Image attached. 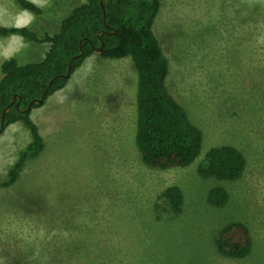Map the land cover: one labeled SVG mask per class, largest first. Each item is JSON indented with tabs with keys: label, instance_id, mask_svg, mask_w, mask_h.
Instances as JSON below:
<instances>
[{
	"label": "rangeland",
	"instance_id": "1",
	"mask_svg": "<svg viewBox=\"0 0 264 264\" xmlns=\"http://www.w3.org/2000/svg\"><path fill=\"white\" fill-rule=\"evenodd\" d=\"M158 1L153 30L169 62L167 87L202 133L200 154L186 167L146 165L135 144L137 69L130 57L95 52L67 92L32 110L44 150L0 188V264H264V0ZM51 8L33 30L59 31L63 17ZM28 43L22 65L47 51ZM16 125L0 133V180L31 139ZM226 146L243 155V175H200L207 152ZM173 186L179 211L163 197ZM220 187L222 207L209 200ZM234 223L252 242L240 259L216 245Z\"/></svg>",
	"mask_w": 264,
	"mask_h": 264
},
{
	"label": "trees",
	"instance_id": "2",
	"mask_svg": "<svg viewBox=\"0 0 264 264\" xmlns=\"http://www.w3.org/2000/svg\"><path fill=\"white\" fill-rule=\"evenodd\" d=\"M101 1L72 0L75 4L69 6V0H62L58 9L51 8V3L45 9H36L28 0H14L19 9L31 10L36 18L50 8L53 15L63 18L59 31L52 35L33 29H25L21 33L26 42L48 46L42 60L18 66L17 60L13 59L0 65V120L12 97L18 95L21 99L18 108L16 99L7 112L4 130L12 124L21 123L31 138L6 176L0 180V188L11 187L19 179L28 160L36 158L44 150V139L31 117L32 110L41 107L50 96L63 89L85 59L95 53L101 41L102 58L118 60L130 57L137 69L135 144L142 161L150 167L166 170L189 166L200 154L202 133L190 122L167 87L169 62L153 30L159 1L106 0L103 6ZM15 31L0 27V37ZM82 40L83 56L73 62L70 77L55 78L66 74L69 61L81 52ZM49 84L45 101L34 104L26 111L29 103L39 99ZM244 169L245 160L241 152L226 146L210 149L198 172L203 177L232 181L239 179ZM163 197L175 211L180 210L183 195L178 187L167 188ZM227 198L226 190L221 187L209 192L210 202L218 207L224 206ZM216 245L222 254L240 259L250 254L252 242L247 227L234 223L220 231Z\"/></svg>",
	"mask_w": 264,
	"mask_h": 264
},
{
	"label": "clouds",
	"instance_id": "3",
	"mask_svg": "<svg viewBox=\"0 0 264 264\" xmlns=\"http://www.w3.org/2000/svg\"><path fill=\"white\" fill-rule=\"evenodd\" d=\"M28 2L36 9H45L50 0H28ZM247 2L252 4L254 0ZM35 23L36 15L31 10L22 8L13 12L8 3H0V27L16 30L8 37L0 39V60L7 62L16 59L18 66L22 65L23 54L31 45L24 41L21 33L25 29L31 30ZM15 41H19L18 47L15 46ZM257 43L264 44V35L257 37Z\"/></svg>",
	"mask_w": 264,
	"mask_h": 264
},
{
	"label": "water",
	"instance_id": "4",
	"mask_svg": "<svg viewBox=\"0 0 264 264\" xmlns=\"http://www.w3.org/2000/svg\"><path fill=\"white\" fill-rule=\"evenodd\" d=\"M105 1H106V0H102V1H101V5H102V6H103V4H104ZM104 18H105V15H104ZM106 26H108V25L106 24ZM103 33H105V32L103 31ZM113 33H114V32H113ZM99 37H100V36H99ZM100 39H101V37H100ZM100 41H101V40H100ZM83 42H84V40H82V41L80 42V45H81V52H80L77 56L73 57V58L69 61L68 66H67L66 74L56 76L55 78L67 79V78L70 77L73 62H74L75 60H77V59H79L80 57L83 56V51H82V45H83ZM102 47H103V42L101 41V42H100V46L97 47V48H95V52H97V53H101ZM50 84H51V83H50ZM50 84L48 85V88L43 92L42 96H41L39 99H35V100H33V101H31V102L29 103V107H28V109H27L26 111H29V109H30L34 104H41V103H43V102L45 101V96H46V93H47V91H48V89H49V87H50ZM16 99H18V101H17V103H16V107L18 108L21 99H20V97H19L18 95H15V96L12 97L11 103H10L7 107H5V108L3 109V111H2L1 120H0V133H2V132L4 131V127H5V126H4V125H5V116H6L7 112L9 111V109H10V108L13 106V104L15 103Z\"/></svg>",
	"mask_w": 264,
	"mask_h": 264
},
{
	"label": "crops",
	"instance_id": "5",
	"mask_svg": "<svg viewBox=\"0 0 264 264\" xmlns=\"http://www.w3.org/2000/svg\"><path fill=\"white\" fill-rule=\"evenodd\" d=\"M2 2H4L5 3V0H0V3H2ZM10 2V4H9V6H10V8H11V10L14 12V11H16L17 9H19L18 7H15L14 6V4H13V1L12 0H10L9 1ZM6 37H8V36H6ZM6 37H0V39H4V38H6ZM28 43V42H27ZM14 44H15V46H19V41H15L14 42ZM3 62V60H0V63H2ZM1 65V64H0ZM69 81V80H68ZM67 85H68V83L66 84V86H65V88H63L62 90H60V92H64L65 90H66V92H67ZM57 92H59V91H57ZM57 92H55V93H57ZM54 93V94H55ZM53 96V95H52ZM53 99L54 98H52L51 96L46 100V101H49V102H51V104H53ZM56 102V101H55ZM17 124V123H16ZM16 124H12V125H10L9 127H12V126H17ZM43 137V136H42ZM44 139V138H43ZM44 144H45V141H44Z\"/></svg>",
	"mask_w": 264,
	"mask_h": 264
},
{
	"label": "bare ground",
	"instance_id": "6",
	"mask_svg": "<svg viewBox=\"0 0 264 264\" xmlns=\"http://www.w3.org/2000/svg\"><path fill=\"white\" fill-rule=\"evenodd\" d=\"M135 123V122H134Z\"/></svg>",
	"mask_w": 264,
	"mask_h": 264
}]
</instances>
